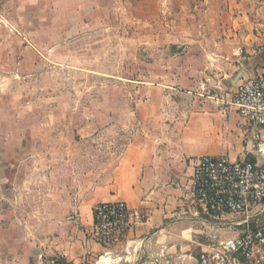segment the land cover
I'll return each instance as SVG.
<instances>
[{
    "label": "rangeland",
    "instance_id": "374dc122",
    "mask_svg": "<svg viewBox=\"0 0 264 264\" xmlns=\"http://www.w3.org/2000/svg\"><path fill=\"white\" fill-rule=\"evenodd\" d=\"M193 1L0 0V264L41 262L50 161L102 165L140 137L138 105L185 63ZM258 145L246 162L264 164Z\"/></svg>",
    "mask_w": 264,
    "mask_h": 264
},
{
    "label": "crops",
    "instance_id": "0c3cea01",
    "mask_svg": "<svg viewBox=\"0 0 264 264\" xmlns=\"http://www.w3.org/2000/svg\"><path fill=\"white\" fill-rule=\"evenodd\" d=\"M188 15L185 63L138 105L140 137L102 165L48 163L43 220L55 226L44 230L42 263L197 264L212 238L241 234L223 228L237 217L207 214L185 188L198 159L246 161L264 142V129L246 126L231 104L242 81L264 70V0H194ZM114 201L146 219L108 248L91 229L95 206Z\"/></svg>",
    "mask_w": 264,
    "mask_h": 264
},
{
    "label": "built area",
    "instance_id": "2783aa9c",
    "mask_svg": "<svg viewBox=\"0 0 264 264\" xmlns=\"http://www.w3.org/2000/svg\"><path fill=\"white\" fill-rule=\"evenodd\" d=\"M231 104L246 126L252 130L264 129V70L242 81ZM259 152L264 155L261 146ZM185 189L207 214L232 215L239 219L223 226L240 230L239 237L223 241L212 238L197 264H243L244 259L251 264H264L263 257H256L258 251H264V164L204 156L198 159ZM145 219L139 210L129 208L124 202L100 203L94 209L91 237L105 247H115ZM42 264L85 263L52 261Z\"/></svg>",
    "mask_w": 264,
    "mask_h": 264
},
{
    "label": "water",
    "instance_id": "95a60500",
    "mask_svg": "<svg viewBox=\"0 0 264 264\" xmlns=\"http://www.w3.org/2000/svg\"><path fill=\"white\" fill-rule=\"evenodd\" d=\"M40 264H42V261L40 262Z\"/></svg>",
    "mask_w": 264,
    "mask_h": 264
}]
</instances>
